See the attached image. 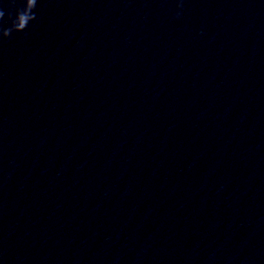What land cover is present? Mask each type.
Returning <instances> with one entry per match:
<instances>
[{"label": "clouds", "instance_id": "obj_1", "mask_svg": "<svg viewBox=\"0 0 264 264\" xmlns=\"http://www.w3.org/2000/svg\"><path fill=\"white\" fill-rule=\"evenodd\" d=\"M36 4L37 0H23V7L16 10L15 17L13 18L11 13L9 14L11 26L0 30V35L8 38L12 32H23L29 23L36 19L34 12ZM4 16L5 12L0 10V20H3Z\"/></svg>", "mask_w": 264, "mask_h": 264}]
</instances>
